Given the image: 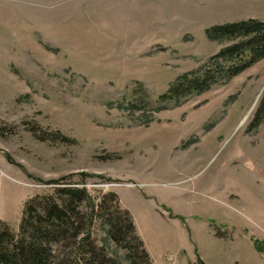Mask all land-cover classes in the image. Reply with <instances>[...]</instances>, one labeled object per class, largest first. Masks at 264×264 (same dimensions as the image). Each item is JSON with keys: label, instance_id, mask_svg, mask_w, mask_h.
I'll list each match as a JSON object with an SVG mask.
<instances>
[{"label": "rangeland", "instance_id": "rangeland-1", "mask_svg": "<svg viewBox=\"0 0 264 264\" xmlns=\"http://www.w3.org/2000/svg\"><path fill=\"white\" fill-rule=\"evenodd\" d=\"M250 17L264 0H0L2 211L66 177L118 193L155 264H264V58L161 98L228 43L208 27Z\"/></svg>", "mask_w": 264, "mask_h": 264}, {"label": "trees", "instance_id": "trees-1", "mask_svg": "<svg viewBox=\"0 0 264 264\" xmlns=\"http://www.w3.org/2000/svg\"><path fill=\"white\" fill-rule=\"evenodd\" d=\"M206 34L228 43L199 68L180 74L161 98L178 100L202 92L218 78L229 80L264 58V18L214 24ZM263 121L264 91L249 130ZM47 183L57 185L54 193L25 202L19 230L0 220V264H155L118 193L96 199L87 187L69 183L66 177ZM97 221L107 225L110 239L123 251L122 258L97 242ZM198 261L204 264L200 257Z\"/></svg>", "mask_w": 264, "mask_h": 264}, {"label": "crops", "instance_id": "crops-1", "mask_svg": "<svg viewBox=\"0 0 264 264\" xmlns=\"http://www.w3.org/2000/svg\"><path fill=\"white\" fill-rule=\"evenodd\" d=\"M18 190H20V188H17ZM17 189H14V190H17ZM10 203L12 205V208L10 210V212H5V211H2V208H3V201H1L2 203V206H0V220H3L5 222H7L12 228L14 227V225H20V222H21V218H22V213H21V216L19 215V202L20 200H18L16 197L13 199L11 198L10 200ZM7 201V202H9ZM23 201V200H22ZM21 201V203H22ZM6 202V203H7ZM22 212H23V208H22ZM134 218V217H133ZM135 222V221H134ZM137 228V226H136ZM14 229V228H13ZM138 231V230H137ZM142 237V236H141ZM143 238V237H142ZM144 242H145V245L149 251V248L147 246V242L146 240L144 239ZM150 255H151V252L149 251ZM152 257V256H151ZM152 260H153V257H152Z\"/></svg>", "mask_w": 264, "mask_h": 264}, {"label": "bare ground", "instance_id": "bare-ground-1", "mask_svg": "<svg viewBox=\"0 0 264 264\" xmlns=\"http://www.w3.org/2000/svg\"><path fill=\"white\" fill-rule=\"evenodd\" d=\"M178 195L179 194L177 192H172V193H170V191L169 192H165V196L171 197V198H174L175 196L177 197Z\"/></svg>", "mask_w": 264, "mask_h": 264}]
</instances>
